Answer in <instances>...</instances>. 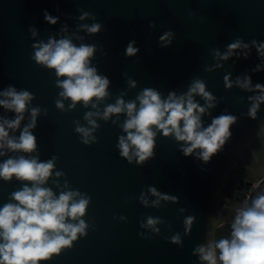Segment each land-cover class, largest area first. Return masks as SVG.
<instances>
[{"label": "water", "instance_id": "obj_1", "mask_svg": "<svg viewBox=\"0 0 264 264\" xmlns=\"http://www.w3.org/2000/svg\"><path fill=\"white\" fill-rule=\"evenodd\" d=\"M45 11L58 18L55 24L44 19ZM84 13L88 15L81 19ZM93 23L101 28L89 33L83 25ZM166 32L171 34L170 44L160 40ZM65 37L77 46H95L90 62L97 74L109 79L107 96L69 107L72 101L59 95L62 89L57 85L65 77L33 59L34 45ZM238 39L249 48L222 59L227 45ZM253 40L264 41V0H0V92L13 86L33 97L10 136L18 138L31 120L30 110L39 109L31 129L36 149L24 153L5 148L0 162L20 155L39 161L55 157L44 187L57 196L75 190L89 198L82 217L85 235L78 234L70 247L39 264H207L194 250L210 239L230 237L236 208L264 181V101L254 118L249 115L254 98L261 94L254 85H264V57ZM130 41L139 49L132 56L125 54ZM257 65L259 71L254 70ZM226 75L231 87L225 86ZM246 76L251 78L250 89L236 83ZM196 80H202L214 97V106L208 108L205 99L194 94L206 108L201 117L205 127L221 114L236 117L231 135L208 161L196 154L199 149L184 155V141L158 131L153 155L141 163L135 158L129 162L117 147L119 137L126 135V113L108 119L93 116L95 139L88 143L76 130L92 128L86 114H102L118 98L139 106L136 98L145 88L165 99L170 92L187 93ZM15 115L0 106V119ZM57 171L62 175L57 177ZM24 184L32 182L0 178V207L14 203L11 193ZM153 187L176 199L158 198L149 191ZM149 217L158 222L147 226ZM187 217L193 220L186 232ZM221 221L223 227H218ZM177 235L180 242L174 243Z\"/></svg>", "mask_w": 264, "mask_h": 264}, {"label": "clouds", "instance_id": "obj_2", "mask_svg": "<svg viewBox=\"0 0 264 264\" xmlns=\"http://www.w3.org/2000/svg\"><path fill=\"white\" fill-rule=\"evenodd\" d=\"M88 13L81 16L83 19ZM44 19L55 24L56 17L45 11ZM89 33L100 30L99 23L91 26L83 25ZM33 35L35 31L33 30ZM170 33L166 32L160 37L164 44H170ZM135 41H130L125 48V54L135 55L139 49L134 47ZM260 56L264 57V41H252ZM33 59L50 69H55L58 79L57 85L62 89L61 97L69 99L75 107L77 102L83 101L85 105L108 95L109 79L97 74V69L91 66L90 57L95 51L94 45L73 44L70 38L56 40L49 38L48 42H39L34 45ZM247 49L249 45L241 40H236L227 45V51L222 54V59H228L237 49ZM220 55L219 53H217ZM245 52L244 56L247 57ZM257 65L255 71H259ZM225 86L231 87L229 76L224 77ZM135 86V81H129ZM236 83L245 89H250L251 78L246 76L243 80L237 78ZM260 90V95L254 98L249 110V115L256 116L259 102L264 101V85H254ZM194 94L205 99L207 107H213V95L206 90L202 80L192 83L185 94L179 96L170 92L167 98L162 99L160 93L151 88H145L138 96L139 106L136 101L125 102L118 98L115 104L106 105L104 112H89L86 114L88 123L92 128L77 127L82 134L84 143L92 137L96 121L93 116L108 119L111 114L126 113L127 119L123 124L126 135L119 137L117 147L120 155L131 162L134 158L137 163L145 161L153 155L155 136L161 132L164 136L173 135L176 140L184 141L182 151L184 155L196 154L204 161L210 160L231 135L230 126L236 117L231 114H221L214 117L211 124L204 126L202 114L206 108L194 100ZM0 106L12 110L16 115L14 119H0V155L4 149L20 150L24 153L33 152L36 147V137L31 129L36 127L38 108L30 110L31 120L20 131L19 137L10 136V131L20 127L24 120L26 106L32 100V94L27 90L17 91L9 86L0 92ZM250 99H253L250 97ZM57 107L63 109L60 100L56 101ZM94 108L96 104L92 105ZM55 157L47 161H39L36 157L8 158L0 162V178L11 180L13 176L18 180L31 181L24 184L21 190L11 193L14 203H6L0 207V264H39L42 260L49 259L53 254H58L62 248L70 247L79 235H85L87 224L82 218L89 203V198L78 191H62L57 196L51 188L44 187L45 182L53 174ZM57 177L62 173L55 172ZM67 186V185H65ZM149 191L165 200H175L176 197L158 193L153 187ZM77 197H79L77 199ZM143 203L148 200L141 196ZM159 203V199L153 201ZM193 217L185 219V231H189ZM158 218L149 217L147 226H154ZM218 227H223L221 221ZM154 231L158 229L153 228ZM174 243L180 242V237L173 236ZM199 258L207 264H264V190L251 199H246L242 206L236 208L235 217L231 223L230 237L210 239L205 245L198 246L195 250Z\"/></svg>", "mask_w": 264, "mask_h": 264}, {"label": "trees", "instance_id": "obj_3", "mask_svg": "<svg viewBox=\"0 0 264 264\" xmlns=\"http://www.w3.org/2000/svg\"><path fill=\"white\" fill-rule=\"evenodd\" d=\"M261 190H264V181L261 182L254 190H253V198L258 195Z\"/></svg>", "mask_w": 264, "mask_h": 264}, {"label": "built area", "instance_id": "obj_4", "mask_svg": "<svg viewBox=\"0 0 264 264\" xmlns=\"http://www.w3.org/2000/svg\"><path fill=\"white\" fill-rule=\"evenodd\" d=\"M256 187H257V186H256ZM256 187H255V188H256ZM255 188H254V189H255ZM254 189H252V191L248 194V196H247V198H246V199L248 200V203H249V204L251 203V199L253 198V190H254ZM246 199H245V200H246ZM231 223H232V222H231Z\"/></svg>", "mask_w": 264, "mask_h": 264}]
</instances>
